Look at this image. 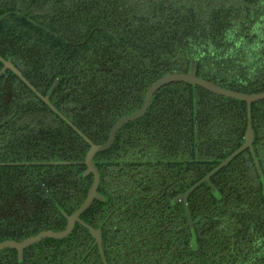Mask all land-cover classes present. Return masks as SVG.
Segmentation results:
<instances>
[{"label":"trees","instance_id":"16d2710c","mask_svg":"<svg viewBox=\"0 0 264 264\" xmlns=\"http://www.w3.org/2000/svg\"><path fill=\"white\" fill-rule=\"evenodd\" d=\"M0 56L43 95L60 79L54 112L11 71L0 76V242L20 241L64 228L92 182L90 145L66 120L102 143L149 85L192 61L223 88L264 91V0H0ZM250 116L264 176V100ZM247 122L245 101L174 82L121 127L93 159L106 201L82 215L101 229L107 264H264V187L248 149L211 176L219 198L202 182L173 203L243 144ZM0 264L103 263L77 224L21 261L3 249Z\"/></svg>","mask_w":264,"mask_h":264},{"label":"water","instance_id":"95a60500","mask_svg":"<svg viewBox=\"0 0 264 264\" xmlns=\"http://www.w3.org/2000/svg\"><path fill=\"white\" fill-rule=\"evenodd\" d=\"M1 59V58H0ZM3 63V67L0 69V74H2L6 69L11 70L15 75L18 76V78L34 93L38 95V97L46 103L50 109L54 112H57L53 104L50 102V96L53 92V90L56 88L58 85L60 79L56 78L53 84L51 85L49 92L47 95H42L41 93L37 92V90L34 88L32 84L29 83V81L24 77L22 72L15 67L11 61H6L4 59H1ZM174 82H184L191 84L193 86H198L201 87L205 90H208L212 93L223 95L226 97L234 98V99H239L242 101H245L247 103L248 107V122H247V129L245 133V139L243 144L238 147L234 152H232L230 155H228L226 158H224L210 173H208L201 181H199L196 185H193L190 189H188L184 194L179 195L174 199L173 202H177L179 200H183L184 202L187 201V198L192 190H194L198 185H200L202 182H206L207 184L210 185L212 193L219 198L220 193L217 191L215 186L211 182V176L218 171L221 167L227 165L233 158H235L238 154H240L242 151L248 149L253 156L254 163L257 167V171L260 175V178L263 183L264 187V176L259 164V161L254 153V147H253V142H254V131L252 128V122H251V104L256 101L264 100V91L258 92V93H241L237 92L231 89H226L218 84L209 81L207 79L198 77L195 73V62L192 61L188 72H171V73H166L159 77L157 80H155L151 85L146 90L144 99H143V104L142 106L137 109L136 111L124 115L120 117L111 127L107 139L99 144H95L89 140L88 137H86L82 132H80L71 122L66 120L64 115H61V118L63 120H66L67 123L80 135L83 137V139L89 143L90 148L84 158V160L81 162L86 166V169L84 170V175L87 176L89 174H92V183L91 186L88 190V193L86 195V198L78 207V209L72 213L71 215H67L65 213L64 216L66 217L67 224L66 227L63 230H44L41 231L35 235H32L30 237H27L23 240L20 241H15V240H4L0 242V253L3 249L5 248H10L13 249L17 252L18 259L21 260L23 257V251L26 249L28 246H31L42 239L45 238H56V239H61L67 237L73 230L75 223H80L81 225H84L90 232V234L95 238V241L98 245V249L100 251L102 260L105 263V258L103 255L102 251V242H101V233L100 229L93 228L92 226L86 224L83 220H81L80 216L90 207L92 202L97 199V200H105V198L98 192V185L100 181V176H99V171L96 168L94 164V156L97 153L106 151L111 148L115 141L116 134L118 131L123 127L125 124L137 120L141 118L148 110L150 106V102L154 94L159 91L161 88L164 86L174 83ZM71 162L69 161H49L47 164H53V165H64V164H70ZM2 164V163H0ZM12 164V163H8ZM17 164V163H14ZM19 164V163H18ZM25 164H31V163H25ZM39 187L43 190V192L47 193V189L45 185L42 182L38 183Z\"/></svg>","mask_w":264,"mask_h":264},{"label":"flooded vegetation","instance_id":"af4514ba","mask_svg":"<svg viewBox=\"0 0 264 264\" xmlns=\"http://www.w3.org/2000/svg\"><path fill=\"white\" fill-rule=\"evenodd\" d=\"M0 58H1V59H4V58H2L1 56H0ZM1 59H0V61H1ZM4 60L7 61V59H4ZM8 61H11V60H8ZM11 62H12V61H11ZM1 63H2V61H1ZM12 64L14 65L13 62H12ZM14 66H15V65H14ZM2 67H3V63H2V65H1V67H0V69H1ZM15 67H16V66H15ZM17 68H18V67H17ZM18 69H19V68H18ZM19 70H20V69H19ZM6 71H11V70L6 69L3 73H5ZM20 71H21V70H20ZM11 72H12V71H11ZM21 72H22V71H21ZM3 73H2V74H3ZM12 73H13V72H12ZM2 74H0V76H1ZM13 74H14V73H13ZM22 74H23V73H22ZM16 76H17V75H16ZM17 77H18V76H17ZM24 77H25V76H24ZM25 78H26V77H25ZM27 80H28V79H27ZM29 83H30V81H29ZM30 84H31V83H30ZM52 84H53V83H52ZM52 84H51V85H52ZM58 84H59V83H58ZM57 86H58V85H57ZM57 86H56V87H57ZM50 87H51V86H50ZM34 88H35V87H34ZM49 89H50V88H49ZM54 90H55V89H54ZM54 90H53V91H54ZM37 92H38V91H37ZM48 92H49V90H48ZM48 92H47L45 95H47ZM52 93H53V92H52ZM42 95H43V94H42ZM51 95H52V94H51ZM37 96H38V95H37ZM40 100H41V99H40ZM50 102H51V96H50ZM45 104H46V103H45ZM51 104H52V103H51ZM46 105H47V104H46ZM53 106H54V105H53ZM49 108H50V107H49ZM55 109H56V108H55ZM94 157H95V156H94ZM93 159H94V158H93ZM94 164H95V163H94ZM96 168H97V167H96ZM85 169H86V168H85ZM98 171H99V170H98ZM90 175H92V174H90ZM92 180H93V179H92ZM91 183H92V182H91ZM99 183H100V181H99ZM90 186H91V184H90ZM98 187H99V185H98ZM89 188H90V187H89ZM88 190H89V189H88ZM97 190H98V189H97ZM98 192H99V191H98ZM87 193H88V192H87ZM99 193H100V192H99ZM100 194H101V193H100ZM48 195H49V194H48ZM101 195H102V194H101ZM102 196H103V195H102ZM178 196H179V195H178ZM178 196H177V197H178ZM103 197H104V196H103ZM85 198H86V197H85ZM85 198H84V199H85ZM104 198H105V197H104ZM175 198H176V197H175ZM175 198H174V199H175ZM174 199H173V201H174ZM96 200H97V199H95L94 201H96ZM83 201H84V200H83ZM94 201H93V202H94ZM99 201H103V202H104V201H106V198H105V200H99ZM180 201H183V200H179V201H177V202H173V203H178V202H180ZM93 202H92V203H93ZM183 202H184V201H183ZM185 203H187V201H186ZM90 206H91V205H90ZM76 210H77V209H76ZM76 210H75V211H76ZM75 211H74V212H75ZM74 212H72V213H74ZM63 213H65V212H63ZM72 213H70V214L65 213V214H67V215H71ZM63 215H64V214H63ZM82 215H83V214H82ZM82 215L80 216L81 220H83V219H82ZM64 217H65V216H64ZM65 219H66V217H65ZM66 224H67V220H66ZM77 224H80V223H75V225H77ZM75 225H74V227H75ZM80 225H81V224H80ZM82 226H84V225H82ZM65 227H66V225H65ZM65 227H64V228H65ZM84 227H85V226H84ZM64 228L59 229V230H63ZM93 228L100 229V228H98V227H93ZM73 229H74V228H73ZM49 230H51V229H49ZM54 231H58V230H54ZM72 231H73V230H72ZM88 231H89V230H88ZM89 233H90V232H89ZM100 233H101V242H102V231H101V229H100ZM90 235H91V234H90ZM91 236H92V235H91ZM65 238H66V237H65ZM92 238L94 239V243H95V245H96V247H97V249H98V245H97V243H96V241H95V238H94L93 236H92ZM61 239H62V238H61ZM24 250H25V249H24ZM102 251H103V242H102ZM98 252L100 253L99 249H98ZM21 260H22V259H21ZM21 260H19V261H21ZM102 263H103V264H107L106 260H105V263H104V261L102 260Z\"/></svg>","mask_w":264,"mask_h":264}]
</instances>
